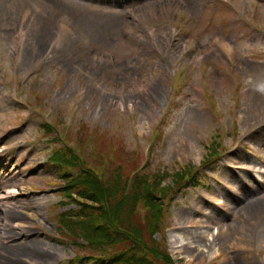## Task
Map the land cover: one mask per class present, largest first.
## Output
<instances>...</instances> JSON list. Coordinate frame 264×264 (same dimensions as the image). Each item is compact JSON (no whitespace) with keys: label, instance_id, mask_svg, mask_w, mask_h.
I'll return each mask as SVG.
<instances>
[{"label":"rangeland","instance_id":"rangeland-1","mask_svg":"<svg viewBox=\"0 0 264 264\" xmlns=\"http://www.w3.org/2000/svg\"><path fill=\"white\" fill-rule=\"evenodd\" d=\"M260 105L264 0H0V183L30 204L0 201V254L30 246L10 256L87 262L58 223L79 205L51 158L71 148L103 179L169 175L154 238L173 264H264ZM240 219L247 242L232 249ZM217 227L226 235L203 243L202 263L170 242Z\"/></svg>","mask_w":264,"mask_h":264},{"label":"trees","instance_id":"trees-1","mask_svg":"<svg viewBox=\"0 0 264 264\" xmlns=\"http://www.w3.org/2000/svg\"><path fill=\"white\" fill-rule=\"evenodd\" d=\"M51 162L61 168L60 193L79 205L61 214L60 229L71 246L88 248L82 257L88 264H173L154 238L162 232L166 205L175 191L161 186L169 175L124 178L117 172L103 179L71 148L55 151ZM183 179L187 176L179 174L178 186Z\"/></svg>","mask_w":264,"mask_h":264},{"label":"bare ground","instance_id":"bare-ground-1","mask_svg":"<svg viewBox=\"0 0 264 264\" xmlns=\"http://www.w3.org/2000/svg\"><path fill=\"white\" fill-rule=\"evenodd\" d=\"M46 32L48 31H45V33L43 34V39L46 37ZM37 46V51H39V49L41 48V45H36ZM222 46L225 47L226 50H228V52H230V48L229 46H226L225 43L222 44ZM34 54V53H33ZM256 111H257V114H261L262 117L261 118H264V105H260L256 108ZM16 183L15 182H12L10 181L8 178L5 182H2V184L0 183V191L2 190V188H5L6 185H15ZM13 188L10 189V190H7L6 193H4V196H1L0 197V201H3V199L5 200H13L14 203L11 205L13 208H24V207H29L30 204L29 203H26L25 205H22L18 200H15L14 197L15 195H17V190L14 189L15 187L12 186ZM4 209V208H3ZM7 210H8V214L9 216L11 217V220L15 217V213L13 212V210H11L10 207H7ZM2 228H4V225H1ZM181 232L180 233H186L185 229L184 228H180ZM233 230V232L231 233L230 235V238H231V245H232V249L233 247H242V246H245V243L247 242V240L245 239L244 237V232L245 231V227H244V223L243 221L240 219V220H236V222L233 223V226L231 228V231ZM216 233V235H215ZM182 234H179V237L183 238ZM225 232L221 229V227H217L216 228V231L213 232V231H208V230H205L203 232H195L194 234H191L187 239L186 238H183L181 239V241L179 240V238L175 235H172L173 236V240H171L170 242L174 245L173 248L179 253V254H187V252H190L189 254H187L188 256H193L191 255L192 253L196 252L197 253V259L198 261H200L201 263L202 262H205L206 261V258H205V255L203 253V250L200 249L203 245V243L205 241H209V244H210V241H216L218 237H221L222 238L225 236ZM6 240L5 239V236L2 234V237H0V241H4ZM2 246H5L4 243H2ZM7 251L5 249L4 253L6 252V255H1L0 254V264H21L19 262V259L18 257H14L15 259L13 260L12 259V256H10L11 252L13 251H29L34 254L35 251L33 250V247H30V246H7ZM36 254V253H35ZM47 255L44 256L45 259Z\"/></svg>","mask_w":264,"mask_h":264}]
</instances>
